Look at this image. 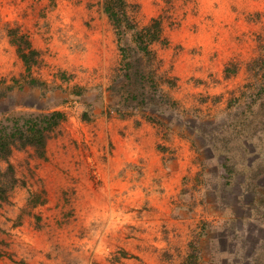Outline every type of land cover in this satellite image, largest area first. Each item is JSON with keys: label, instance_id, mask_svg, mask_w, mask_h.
Masks as SVG:
<instances>
[{"label": "rangeland", "instance_id": "obj_1", "mask_svg": "<svg viewBox=\"0 0 264 264\" xmlns=\"http://www.w3.org/2000/svg\"><path fill=\"white\" fill-rule=\"evenodd\" d=\"M103 1L26 0L28 27L10 28L31 46L39 38L40 46L28 72L23 62L15 73L0 72V130L22 116L59 110L66 117L49 133L44 157L32 146L16 147L12 173L0 160V264H184L193 246L195 264H264V208L244 190L249 167L259 158L264 166V155L239 149L253 129L236 137L234 129L245 126L221 127L248 116L259 89L253 109L264 107V0H127L133 28L120 30ZM215 16L234 39L242 26L244 49L255 55L232 91L185 108L169 92L175 55L158 50L180 49L170 47L171 32L195 34ZM155 21L158 40L140 43L152 54L146 57L135 33ZM29 77L40 86L30 87ZM133 91L146 105L126 98ZM162 93L174 106L159 105ZM212 129L230 138L228 153L204 136Z\"/></svg>", "mask_w": 264, "mask_h": 264}, {"label": "crops", "instance_id": "obj_2", "mask_svg": "<svg viewBox=\"0 0 264 264\" xmlns=\"http://www.w3.org/2000/svg\"><path fill=\"white\" fill-rule=\"evenodd\" d=\"M25 2L26 0H0L1 74L15 73L22 67V60L16 53L17 48L11 42L8 31L12 28V25H16V27L20 26L21 30L28 27L27 17L24 18L23 16L27 4ZM206 8H208L207 5L201 6V11H205ZM216 17L213 18L214 22H209L208 24L206 21L200 22L195 34H189L183 30L171 32L169 38L170 47L173 48V46L180 45V49L158 50L160 55L163 51L175 55L173 73L171 74L174 76V82H172L173 85H171L172 87L169 89V92L173 99L179 104L185 105V108H199V106L202 108L204 102L202 104L200 99H204V96L232 91L235 88L234 85L243 78L242 73L241 77L238 78L242 66L255 55L253 49H244V29L242 26L239 27L238 35L240 37H235L234 39L226 27L220 26L218 28L217 23H215L217 22ZM249 28L251 30V24ZM252 28L258 33L257 27ZM250 35L251 33L246 37L249 39ZM236 45L237 49H235ZM35 46H40L39 38L34 39V44L31 46L32 49L36 48ZM41 50L43 52L46 51V49ZM93 50H96L95 55L92 53ZM85 53L94 55L97 58L101 51L99 49H86ZM231 62H235L236 65L232 63L233 66L231 67ZM233 79L234 81L231 82ZM124 123L120 122V124ZM165 145L168 146L167 143ZM151 150L155 151L154 149ZM119 165L115 162L113 166L115 172H117ZM148 172L149 176L154 175L150 173L152 172L150 167H148ZM0 220H3L2 216H0ZM92 242L90 241L89 245ZM116 246H119L117 241Z\"/></svg>", "mask_w": 264, "mask_h": 264}, {"label": "trees", "instance_id": "obj_3", "mask_svg": "<svg viewBox=\"0 0 264 264\" xmlns=\"http://www.w3.org/2000/svg\"><path fill=\"white\" fill-rule=\"evenodd\" d=\"M127 0H104L103 1V9L105 13L107 14L109 21L113 25V27L116 30L122 29V26H125V28H133L130 24L131 20L128 17L127 14ZM160 24L158 22H153L148 27L143 28L142 30H138L135 33V41L138 46H141L140 43L143 39L147 40L148 43L158 40L160 37ZM8 35L10 37L11 42L16 46V50L18 53V56L22 60L23 64L25 65V68L28 72L31 65L34 63L35 58L37 56V51L35 49H32L30 42L24 37V35H18L17 31L15 29H10L8 32ZM143 54L146 57H150L152 54L149 49H146V47H142L140 49ZM122 52L123 50L120 49ZM263 55L257 57L252 61V63L257 64L258 61L261 60ZM140 76V75H139ZM150 78V75L148 76V80ZM27 84L30 87H39L41 83L34 79L33 77L27 78ZM130 81V79H129ZM139 80L136 78L135 83H138ZM157 84V83H156ZM170 85H173L171 82ZM12 86H8V89L10 90ZM135 88V87H134ZM133 88V89H134ZM153 89H156V85H153ZM157 90V89H156ZM244 94V93H242ZM4 95V93H0V96ZM256 97L251 96V98H255L251 103H249L246 106V112L249 114L248 116L244 117L243 119L237 118L236 116H232L231 121L227 123H223L221 127H226L227 129H233L235 127L239 126H245V129L238 128L235 130V135L239 133L248 131V127L250 129H253V133H251L250 137H244L243 139L246 140V143H239L240 144V150H242L244 153L251 154V155H258V158L263 153L264 155V146L258 145L257 142L263 141L264 135L262 136L260 132L264 128V122L261 123V115L264 112V107L262 108V103L259 105V108L257 111L253 109L257 98H261L262 91L259 89L255 94ZM127 99L136 100L139 98V102L141 104L146 105V97L142 93H139V95L133 91L130 92L128 95H126ZM150 101L154 102V97L150 98ZM159 105L167 106H174V101H171L168 98L167 93L160 94V99H158ZM148 103V102H147ZM167 105V106H166ZM230 107V104H229ZM244 115V114H243ZM65 114L63 111L55 110L51 113L44 114V115H38L35 117H20L14 119V125L12 127H8V125H3L2 129L0 130V160L4 161L8 164V172L12 173V167L8 163V159L16 147H27L32 146L37 151L38 155L41 157H44L45 155V147L46 142L49 136V133L52 131L54 127H56L60 122H62L65 119ZM9 121V119H6ZM21 123L19 124V122ZM247 127V129H246ZM255 127H258L257 129ZM259 129V130H258ZM260 132L257 136L256 133ZM204 136H207L210 138L211 141H213V148L214 150L217 149V144L221 146V150H219L220 155H223L229 152V145L232 143L230 141L229 137H226L223 135V133L219 130H207L204 131ZM251 149V151H249ZM264 159V157L262 156ZM228 157H224V163L221 164L223 169H225V172L228 173V175L232 174L233 168L229 167L226 162L228 161ZM258 160L257 166H250L249 167V176L246 178L247 184L244 185V190L246 192H249L253 194V200L256 203V205L261 208H264V181L259 182L262 177H264V166H261L262 159H255ZM255 160L251 163L254 164ZM6 175V173H2L0 171V176ZM6 188L0 187V198H4ZM193 245V244H191ZM191 251L185 261L184 264H195L196 263V247L193 246ZM195 253V254H194ZM255 264H258V261H255Z\"/></svg>", "mask_w": 264, "mask_h": 264}]
</instances>
